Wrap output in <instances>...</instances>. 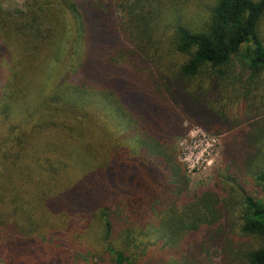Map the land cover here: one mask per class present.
Listing matches in <instances>:
<instances>
[{
	"label": "trees",
	"instance_id": "16d2710c",
	"mask_svg": "<svg viewBox=\"0 0 264 264\" xmlns=\"http://www.w3.org/2000/svg\"><path fill=\"white\" fill-rule=\"evenodd\" d=\"M90 258L264 264V0L0 2V264Z\"/></svg>",
	"mask_w": 264,
	"mask_h": 264
},
{
	"label": "rangeland",
	"instance_id": "374dc122",
	"mask_svg": "<svg viewBox=\"0 0 264 264\" xmlns=\"http://www.w3.org/2000/svg\"><path fill=\"white\" fill-rule=\"evenodd\" d=\"M0 2L10 9H14V7L22 6L24 0H0ZM220 142V138L210 135L198 127H190L180 141L177 146L178 160L185 167L192 187L209 182L213 178L214 169L221 157ZM197 162H199L200 168L193 167ZM91 261H93L91 258L83 260L82 264H88Z\"/></svg>",
	"mask_w": 264,
	"mask_h": 264
},
{
	"label": "built area",
	"instance_id": "2783aa9c",
	"mask_svg": "<svg viewBox=\"0 0 264 264\" xmlns=\"http://www.w3.org/2000/svg\"><path fill=\"white\" fill-rule=\"evenodd\" d=\"M194 168L195 167H199L200 168V164H199V162H197V164H196V166H193Z\"/></svg>",
	"mask_w": 264,
	"mask_h": 264
}]
</instances>
